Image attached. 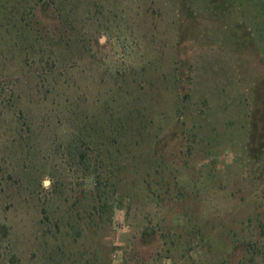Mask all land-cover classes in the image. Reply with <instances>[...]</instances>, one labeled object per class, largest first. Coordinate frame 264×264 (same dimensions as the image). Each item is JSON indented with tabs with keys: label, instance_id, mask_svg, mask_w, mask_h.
Segmentation results:
<instances>
[{
	"label": "rangeland",
	"instance_id": "rangeland-1",
	"mask_svg": "<svg viewBox=\"0 0 264 264\" xmlns=\"http://www.w3.org/2000/svg\"><path fill=\"white\" fill-rule=\"evenodd\" d=\"M17 4L0 0V264H264L259 0Z\"/></svg>",
	"mask_w": 264,
	"mask_h": 264
},
{
	"label": "trees",
	"instance_id": "trees-1",
	"mask_svg": "<svg viewBox=\"0 0 264 264\" xmlns=\"http://www.w3.org/2000/svg\"><path fill=\"white\" fill-rule=\"evenodd\" d=\"M11 2H13V6H15L16 8H20V5L19 4H17V2L19 1V0H10ZM14 1H15V3H14ZM27 4H28V6H30L29 5V3L28 2H26ZM15 7H13V9H15ZM259 12H257V14H259V16L261 15V16H264V0H259ZM242 8V4H236V3H232V4H226V17H227V15H230V13L232 12V11H234L235 9H241ZM23 9V11H21V14H25L26 16H28L27 17V19H25V21H28L29 19V16L31 15V16H33L34 15V7H32V5L30 6V8L29 7H27V6H21V10ZM20 10V9H19ZM258 17V15L256 16V18ZM226 26H227V21H226ZM139 119V121H137V123H138V125H137V127L136 128H134V130L132 131V132H130L131 133V135H132V137H133V140H134V142H142V141H144L145 139H146V137H147V133H146V131H145V129H146V123H145V121L144 120H142V119H140V118H137V120ZM131 120H132V117H131ZM129 122H128V126H129ZM125 125H127L125 122H124V124H122V125H120V126H122V128H123V126H125ZM128 133H129V131H124V132H122V134H123V136H122V134L120 133V134H118V138L121 140V137H122V139H123V137H124V135L126 136V135H128Z\"/></svg>",
	"mask_w": 264,
	"mask_h": 264
},
{
	"label": "built area",
	"instance_id": "built-area-1",
	"mask_svg": "<svg viewBox=\"0 0 264 264\" xmlns=\"http://www.w3.org/2000/svg\"><path fill=\"white\" fill-rule=\"evenodd\" d=\"M117 228L120 230L121 229L126 230L127 226H126L125 221L123 219H121V221L117 223ZM115 257H116V255H115Z\"/></svg>",
	"mask_w": 264,
	"mask_h": 264
}]
</instances>
